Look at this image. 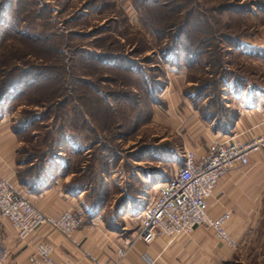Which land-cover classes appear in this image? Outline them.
Instances as JSON below:
<instances>
[{
	"label": "rangeland",
	"instance_id": "1",
	"mask_svg": "<svg viewBox=\"0 0 264 264\" xmlns=\"http://www.w3.org/2000/svg\"><path fill=\"white\" fill-rule=\"evenodd\" d=\"M135 2L0 0V113L34 155L89 146L71 181L91 184L86 199L124 235L136 222L119 200L152 199L155 174L171 178L179 164L169 98L200 85L219 109L223 82L264 80L250 59L264 60V0ZM254 233L229 264H264V227Z\"/></svg>",
	"mask_w": 264,
	"mask_h": 264
},
{
	"label": "crops",
	"instance_id": "2",
	"mask_svg": "<svg viewBox=\"0 0 264 264\" xmlns=\"http://www.w3.org/2000/svg\"><path fill=\"white\" fill-rule=\"evenodd\" d=\"M250 57L251 62L259 63L264 70L263 59ZM221 86L225 87L221 95L224 111L217 117L212 109H206L208 96L205 94L201 96L195 91L193 98L186 99L182 94L169 98L171 126L180 134L178 148L170 149L171 158L190 149L196 160H201L215 142L228 139L244 142L263 131L264 80L254 77L237 82L231 79ZM5 117L0 113V177L16 195L27 199L44 215L57 216L65 210H74L81 222L69 237L43 224L26 238L18 239L10 222L0 215V264H38L36 245L41 242L53 247L51 258L57 264H229L245 251L254 232L264 227V149L251 153L247 164L236 165L226 172L207 198L211 216L228 214L223 228L230 243L219 240L213 229L202 224L190 233L175 238L159 235L145 243L136 238L138 222L133 216L135 229L125 235L100 217V209L95 210L99 203L86 199L91 193L87 190L90 183L72 189L70 181L77 169H72L71 163L90 150L89 146L74 144L71 153L69 149H62L52 155L51 149H45L34 155L21 146L22 129H14L12 121ZM220 118L222 123L216 124ZM25 128L26 125L23 130ZM141 158L138 160L142 161ZM163 175L155 174L156 182L168 179ZM155 185H149V192L157 195L159 187ZM142 198L133 199L139 203ZM126 206V212H135L131 204ZM119 249L125 250V254L120 255Z\"/></svg>",
	"mask_w": 264,
	"mask_h": 264
},
{
	"label": "built area",
	"instance_id": "3",
	"mask_svg": "<svg viewBox=\"0 0 264 264\" xmlns=\"http://www.w3.org/2000/svg\"><path fill=\"white\" fill-rule=\"evenodd\" d=\"M264 149V129L256 136L240 142L228 139L211 145L208 153L196 160L190 149H185L178 160L175 174L162 182L159 193L133 217L137 220L136 238L145 243L159 235L175 238L187 234L197 225L214 230L219 240L230 243L223 223L227 213L213 217L207 209L218 180L236 165L248 163L251 153ZM0 215L11 224L18 239L26 238L40 225L49 224L69 237L80 225V216L74 210H65L57 216H46L27 199L15 194L8 182L0 177ZM53 247L46 243L36 245L38 264H57L51 258ZM120 255L125 250L119 249Z\"/></svg>",
	"mask_w": 264,
	"mask_h": 264
},
{
	"label": "trees",
	"instance_id": "4",
	"mask_svg": "<svg viewBox=\"0 0 264 264\" xmlns=\"http://www.w3.org/2000/svg\"><path fill=\"white\" fill-rule=\"evenodd\" d=\"M142 3H145L146 4V2L148 1V0H140ZM155 1V0H154ZM132 2H133V4L134 5H137V3L135 2V0H132ZM108 4V3H107ZM153 4V3H152ZM142 5V4H141ZM147 5V4H146ZM4 14V13H3ZM4 15H6V13L4 14ZM171 27H170V25L168 26V28L166 29V30H168V29H170ZM163 31V30H162ZM182 33H184V32H182ZM182 33H181V35H182ZM178 37H179V33L177 34V37L175 38V40H174V44H176L177 43V40H178ZM177 46V45H176ZM175 46V47H176ZM170 48V46H168V47H166V48H164V50H161V52L162 53H166V52H168L167 50ZM179 63H178V65H181L182 64V62L183 61H178ZM194 62V61H193ZM194 85H196V84H194ZM209 86H211V84L210 83H207V84H205V85H203V87H205V89H208V87ZM202 87V86H201ZM191 88H193L192 86L190 87V89ZM193 89H197V90H195L196 91V93H198L199 91H200V85H199V88H193ZM209 95V94H208ZM207 95V96H208ZM212 99V97H210V98H208V102L206 103V109L207 108H210V109H212V114L214 113V115L217 117V115H220L219 113L220 112H223L224 111V105L222 104V100H221V97L219 98V109L216 107V105H218V102H216V101H214L213 99ZM221 118L219 119V121H218V123H216V124H219L220 122H221ZM222 123V122H221ZM165 175V174H164ZM163 175V176H164ZM153 179H155V178H153ZM71 183L70 184H72L71 186H72V189L73 190H75V188H77V186L79 187V186H82V185H84V184H86L83 180H74V181H70ZM156 181H154V183H155ZM73 184H75L76 185V187L73 185ZM72 190V191H73ZM102 198H103V195H102ZM101 198V199H102ZM95 199V198H94ZM138 201L137 200H135V199H131V198H128L126 195H125V197L124 198H121L120 200H119V204H117V206L119 205V206H125V209L127 208V203L128 204H131V207H133L134 209H135V212H134V214L137 212V211H139L141 208H143L144 206H145V203H146V200L144 199V198H142V202H139V203H137ZM108 223V222H107ZM109 226H111V227H114V226H112V225H110V224H108ZM253 259H255L254 257L250 260V262L249 263H251V261H253Z\"/></svg>",
	"mask_w": 264,
	"mask_h": 264
}]
</instances>
